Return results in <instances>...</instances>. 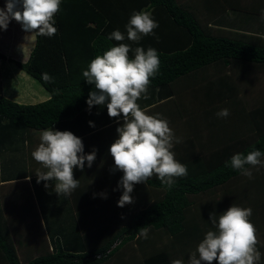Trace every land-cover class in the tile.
<instances>
[{"label": "trees", "instance_id": "1", "mask_svg": "<svg viewBox=\"0 0 264 264\" xmlns=\"http://www.w3.org/2000/svg\"><path fill=\"white\" fill-rule=\"evenodd\" d=\"M237 4L238 0H62L54 17L57 33L51 38L35 37L25 62L10 60L49 98L24 105L0 95V157L4 160L11 152L26 155V143H36L40 130L51 127L81 138L85 153L95 149L96 159L91 168L85 162L82 171L73 169L82 183L66 195L72 207H39L49 246L44 237L45 247L40 244L35 223L16 224V217L10 219V213L0 207V264H115L118 253L134 264L135 250L141 253L137 264H170L173 259L187 264L205 232L214 230L209 214H222L232 204L252 209L250 220L257 230L260 264H264V217L258 214L264 210V168L253 169L249 179L225 167L235 153L247 154L254 148L264 152V89L260 86L264 39L223 29L224 21L218 19L226 10L249 7ZM134 10L151 12L159 25L156 35L144 36L138 43L127 38L108 40L117 28L126 36L124 26ZM201 11L203 19L198 17ZM118 43L157 50L159 71L139 105L169 121L181 138L172 149L175 159L187 167V175L176 178L171 188L155 175L134 185L133 202L124 207L117 206L122 194L117 184L123 173L115 170L108 151L123 121L110 118L104 105L87 110L85 101L95 89L82 76L95 56ZM128 55L134 58L132 51ZM43 73L52 81L43 80ZM254 86L257 91L251 93L256 96H249ZM187 92L196 100L203 93L199 109L186 100ZM221 108L229 110L227 118L215 115ZM89 121L95 126L90 127ZM31 130L36 134L30 142ZM13 161L3 163L2 169L12 167ZM110 182L114 189L104 191ZM38 190L43 202H48L49 194ZM211 195L203 207L199 198ZM29 197L31 202L30 193ZM31 206L44 235L34 203ZM145 226L147 238L139 235ZM22 242L37 243L32 253L37 256L23 261L18 254Z\"/></svg>", "mask_w": 264, "mask_h": 264}, {"label": "clouds", "instance_id": "2", "mask_svg": "<svg viewBox=\"0 0 264 264\" xmlns=\"http://www.w3.org/2000/svg\"><path fill=\"white\" fill-rule=\"evenodd\" d=\"M62 0H5L0 8V30H6L11 20L18 22L22 29L35 37L51 38L57 33L55 15L60 11ZM264 18V9L261 10ZM158 22L151 12L133 11L125 24V33L118 28L108 36L117 42L126 38L139 42L144 36H155ZM134 58H129V52ZM160 60L155 48L131 49L129 44L118 43L95 56L87 68L82 70L83 80L94 85L93 91L85 101L87 110L104 105L107 115L122 124L116 128L117 138L109 147L114 160V168L123 173L117 188L122 194L118 207L131 204L134 185L145 183L155 177L171 188L178 177L187 175V167L175 159L172 150L181 142L169 121L159 113L150 115L137 101L146 98L151 79L159 71ZM48 82L52 77L42 74ZM218 118H227L229 110L221 108L215 113ZM89 126L94 123L89 121ZM40 143L30 155L46 171H37V182H54V192L69 195L79 185L73 178V169L83 170L85 162L91 168L96 159V150L85 153L81 138L70 131L46 128L39 132ZM225 167L239 171L241 175L252 178L253 169L264 168V152L253 149L247 154L235 153L225 162ZM30 179V177L28 178ZM105 196L104 193L100 194ZM252 209L232 204L222 214H209V222L214 230L205 232L195 251L188 256L187 264H260L262 253L257 248L256 228L250 220ZM148 227L139 229V235L147 238ZM170 264H185L183 259H173Z\"/></svg>", "mask_w": 264, "mask_h": 264}, {"label": "crops", "instance_id": "3", "mask_svg": "<svg viewBox=\"0 0 264 264\" xmlns=\"http://www.w3.org/2000/svg\"><path fill=\"white\" fill-rule=\"evenodd\" d=\"M4 3L5 0H0V8L4 7ZM237 5H239L238 7H249L248 9H245V7L234 9V11L226 10L225 14L218 18L219 20L224 21V24L220 25L221 28L227 29L233 27L252 36L264 37V18L261 17V10L264 9V0H238ZM202 12L203 11L198 12V17L201 19L204 18V13ZM213 26L214 25L211 24V26L208 25L207 27ZM34 42L35 38H33L30 33L25 32L21 25L15 20H11L9 22L6 30H0V54L4 56V59H0V95L19 104H36L44 102L49 98L48 93L43 88H37L36 91L33 92L32 88L35 87L33 79L10 62V60L21 63L25 62L34 46ZM27 87L29 88L28 90ZM189 93L190 92L184 93V95L187 97ZM202 97L203 93H198V100L192 97L189 104L192 106L197 105V103L199 104ZM137 103L140 104V99ZM39 143L40 142L38 141L32 144L26 143V155L21 152L20 154L13 155L11 152L9 155H4V158L6 156L4 160L3 157H0V207H8V212L11 216H13L14 213H17L15 217L16 219H19V221L26 219L25 222H27L28 225L35 223V225H33L34 229L38 232V235H41V238L38 239L41 240L40 244H44L42 243L44 237L47 245L49 246V240L45 230L46 224L39 207H72V205L66 195L54 192L53 189L55 181L47 182L49 184L48 188L44 187V181L39 183L36 182L34 184L33 180L37 181V171H46V169H43L38 162L31 158L30 155ZM7 156L9 159H7ZM11 159L12 161L14 160V165H12V167L10 166L8 169H2L3 167L1 166H3V163L5 166V162L11 161ZM29 177L30 179H28ZM73 178L78 179L79 185H81V177L76 175L73 176ZM39 187L41 190H45V192L49 194L48 197H50V199L48 202H43V198L41 199L42 195L39 194ZM111 189H114L112 182L108 183L106 187H103L104 191ZM29 193L32 196L31 202L29 200ZM55 195L58 197H55ZM30 203H34L44 235H42L41 230L39 229V224L33 215V209L31 208L32 206ZM16 207L26 208H23V210L18 214L19 209L17 212ZM27 209L29 214L23 216V211H26ZM263 212H258V214L264 217ZM17 216H20L21 218H17ZM25 222L23 223L17 221L16 224L24 225ZM20 245L21 244L18 246ZM22 245H24L23 242ZM36 246L37 243L32 242V244L28 243V246L24 245L19 247V257L21 259L29 258L30 254H32L34 249H36ZM43 247H45V245H43Z\"/></svg>", "mask_w": 264, "mask_h": 264}, {"label": "rangeland", "instance_id": "4", "mask_svg": "<svg viewBox=\"0 0 264 264\" xmlns=\"http://www.w3.org/2000/svg\"><path fill=\"white\" fill-rule=\"evenodd\" d=\"M178 2H180V3H183L184 2V0H178ZM233 28V27H232ZM233 29H235V28H233ZM261 38H263L264 39V37H261ZM262 77V76H261ZM262 81H261V83H260V86H261V88H263L264 89V77H262ZM34 81V80H33ZM34 85H35V87L34 88H32V91L33 92H35L36 91V89L38 88V89H42V87L36 82V81H34ZM256 87H258V86H254V87H250V90H249V96H256V95H253V93H251V91L252 92H256L257 91V88ZM29 88L27 87V90H28ZM241 94H242V92H240ZM185 98H186V100L188 99H190V96H185ZM191 100V99H190ZM200 104H198L197 103V105H195V108L196 109H199L200 107ZM34 134H36L35 132H33L32 130L31 131H29V136H30V142L33 140V138H34ZM38 135V134H37ZM37 138H39V135L37 136ZM35 141V140H34ZM38 142H40V140H38ZM231 190H232V187H229ZM219 192V194L221 193V190H219L218 191ZM218 192H217V194H218ZM214 195V196H218V195ZM214 196H201L200 198H199V201L201 202V204H204L203 205V207L205 206V203L206 202H208V200L209 199H212ZM218 198V197H217ZM216 202H217V200L214 202L215 204H216ZM17 208V207H16ZM23 208H26V207H19V212L20 211H22L23 210ZM4 212L5 213H7L8 212V207H4ZM28 210V209H27ZM17 212H18V208H17ZM19 214V213H18ZM23 216H26L27 214H29V211H28V213H27V211H23ZM8 215V214H7ZM17 215V213H14L13 214V216L12 217H9L10 219H12V218H14L15 216ZM17 221L19 222V219H17ZM26 221V219H23V221L22 222H25ZM262 240V239H261ZM21 254V253H20ZM140 255H141V253L138 251H136L135 250V252L132 254V256L134 257L133 259H132V263H134V264H137L138 262H139V260H140ZM37 255H35V254H30V258L29 259H22L23 261H26V260H30V259H33L34 257H36ZM127 258V257H126ZM126 258H123L122 259V255L120 254V253H118L117 255H116V257L114 258V263L115 264H123V261H125L126 260ZM126 264H129V261H128V259L126 260Z\"/></svg>", "mask_w": 264, "mask_h": 264}]
</instances>
